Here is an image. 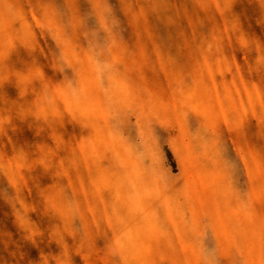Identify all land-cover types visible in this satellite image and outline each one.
<instances>
[{"label": "clouds", "instance_id": "obj_1", "mask_svg": "<svg viewBox=\"0 0 264 264\" xmlns=\"http://www.w3.org/2000/svg\"><path fill=\"white\" fill-rule=\"evenodd\" d=\"M0 264H264V0H0Z\"/></svg>", "mask_w": 264, "mask_h": 264}, {"label": "rangeland", "instance_id": "obj_2", "mask_svg": "<svg viewBox=\"0 0 264 264\" xmlns=\"http://www.w3.org/2000/svg\"><path fill=\"white\" fill-rule=\"evenodd\" d=\"M205 187H206V185H205ZM221 219H222V214H221Z\"/></svg>", "mask_w": 264, "mask_h": 264}]
</instances>
